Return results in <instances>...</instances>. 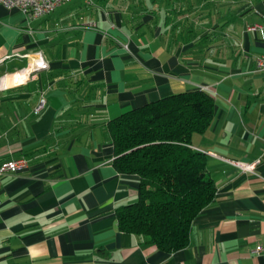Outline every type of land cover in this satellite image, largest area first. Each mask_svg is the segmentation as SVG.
<instances>
[{
    "label": "crops",
    "instance_id": "0c3cea01",
    "mask_svg": "<svg viewBox=\"0 0 264 264\" xmlns=\"http://www.w3.org/2000/svg\"><path fill=\"white\" fill-rule=\"evenodd\" d=\"M93 1L38 18L0 4V164L28 161L0 176V264H264V0ZM198 89L215 99L192 145L216 199L168 253L119 228L140 177L115 168L108 124Z\"/></svg>",
    "mask_w": 264,
    "mask_h": 264
},
{
    "label": "trees",
    "instance_id": "16d2710c",
    "mask_svg": "<svg viewBox=\"0 0 264 264\" xmlns=\"http://www.w3.org/2000/svg\"><path fill=\"white\" fill-rule=\"evenodd\" d=\"M215 113L206 90L175 93L112 119L114 166L140 177L138 199L118 208L120 230L172 253L187 247L196 217L216 199L207 154L192 145Z\"/></svg>",
    "mask_w": 264,
    "mask_h": 264
},
{
    "label": "built area",
    "instance_id": "2783aa9c",
    "mask_svg": "<svg viewBox=\"0 0 264 264\" xmlns=\"http://www.w3.org/2000/svg\"><path fill=\"white\" fill-rule=\"evenodd\" d=\"M71 0H0V4L8 8H18L24 13L28 14L31 18H38L53 12L60 5L69 2ZM89 3H93V0H88ZM30 69L31 73L39 69L47 67L46 61L42 56H36L30 58ZM257 68L259 71H264V55L260 56L257 60ZM4 80V76L0 75V85ZM4 87V86H0ZM46 99L42 97L35 107V113L39 114L45 107ZM2 134L0 132V139ZM233 163L240 169L245 171H254L256 164L244 163L241 161H233ZM28 161L25 158H15L3 161L0 164V176L7 172H19L26 169ZM264 249L262 246H258L255 252H260Z\"/></svg>",
    "mask_w": 264,
    "mask_h": 264
}]
</instances>
